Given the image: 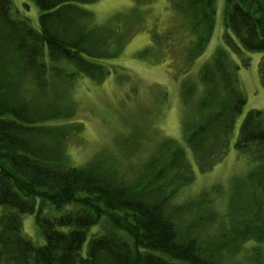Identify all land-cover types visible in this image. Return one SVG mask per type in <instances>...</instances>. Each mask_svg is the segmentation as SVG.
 <instances>
[{
  "label": "trees",
  "instance_id": "trees-1",
  "mask_svg": "<svg viewBox=\"0 0 264 264\" xmlns=\"http://www.w3.org/2000/svg\"><path fill=\"white\" fill-rule=\"evenodd\" d=\"M32 1L38 29L12 16L11 0H0V264H264V112L247 113L234 145L247 173L228 190L177 201L194 170L203 173L226 154L247 102L227 50L217 47L202 65L199 85L183 87L190 112L180 141L125 168L103 158L72 166L65 144L81 126L58 124L74 116L71 86L109 75L115 67L105 62L126 38L94 24L83 6L98 0ZM175 5L190 64L211 40L216 0ZM223 24L243 50L264 54V0H224ZM259 74L264 87V56ZM30 215L43 245L22 235Z\"/></svg>",
  "mask_w": 264,
  "mask_h": 264
},
{
  "label": "rangeland",
  "instance_id": "rangeland-1",
  "mask_svg": "<svg viewBox=\"0 0 264 264\" xmlns=\"http://www.w3.org/2000/svg\"><path fill=\"white\" fill-rule=\"evenodd\" d=\"M11 3L14 18L26 19L38 29L39 10L32 0H11ZM83 7L90 11L95 25L115 28L125 34L126 40L119 56L105 62L115 68H110L111 73L102 81L78 79L71 86L68 104L73 105L74 116L58 122H78L81 126L65 144L70 164L81 167L94 158H103L116 160L125 168L144 162L166 141H180L190 112L182 100L183 87L188 83L199 85L202 65L217 47H222L229 53L233 67L238 68L236 84L247 102L236 118L226 154L211 169L203 173L194 170L193 184L187 187L186 194L177 196V201L197 198L218 187L228 190L247 173V160L234 148L242 122L250 111L264 112V87L259 74L264 54L243 50L233 35L226 32L224 0H216L211 40L204 53L190 64L184 52L189 38L175 0H98ZM230 39L239 51L231 47ZM244 61L247 66H243ZM2 210L0 207V214ZM22 223V235L37 246L43 245L34 216L23 217ZM87 244L88 239L83 255ZM251 246L252 242H246L243 250L250 252ZM260 251L264 262V243Z\"/></svg>",
  "mask_w": 264,
  "mask_h": 264
}]
</instances>
